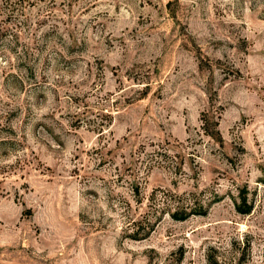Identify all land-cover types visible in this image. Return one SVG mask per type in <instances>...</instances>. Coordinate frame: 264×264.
Returning a JSON list of instances; mask_svg holds the SVG:
<instances>
[{
	"label": "rangeland",
	"instance_id": "374dc122",
	"mask_svg": "<svg viewBox=\"0 0 264 264\" xmlns=\"http://www.w3.org/2000/svg\"><path fill=\"white\" fill-rule=\"evenodd\" d=\"M0 264H264V0H0Z\"/></svg>",
	"mask_w": 264,
	"mask_h": 264
},
{
	"label": "trees",
	"instance_id": "16d2710c",
	"mask_svg": "<svg viewBox=\"0 0 264 264\" xmlns=\"http://www.w3.org/2000/svg\"><path fill=\"white\" fill-rule=\"evenodd\" d=\"M154 204V203H153ZM168 205V204H166ZM167 207L168 206H161L159 204H154V207H153V211L152 212H157L158 209H160L161 212H165L167 210ZM178 207V206H177ZM178 208H175L173 211L170 212V214L174 217V218H183V217H186L188 215H190L191 213H201V206H191L188 210L186 209V211L184 210H177ZM169 211V210H168ZM148 222H146L145 224V232L144 233H148L150 231V229L153 227L154 223H151V218L147 220ZM137 224V228H136V231L138 233V231H140L141 229H143V226L142 224L140 223H135ZM137 233H134L133 234V238H139L141 236H139V234Z\"/></svg>",
	"mask_w": 264,
	"mask_h": 264
}]
</instances>
